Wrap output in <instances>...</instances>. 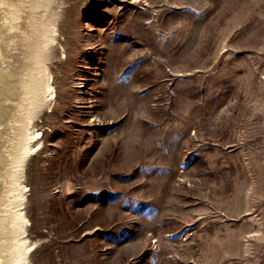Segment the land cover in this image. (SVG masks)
<instances>
[{
    "label": "rangeland",
    "instance_id": "obj_1",
    "mask_svg": "<svg viewBox=\"0 0 264 264\" xmlns=\"http://www.w3.org/2000/svg\"><path fill=\"white\" fill-rule=\"evenodd\" d=\"M53 3L40 148L23 180L0 163L6 225L25 196L23 264H264V0ZM40 14L6 50L20 72Z\"/></svg>",
    "mask_w": 264,
    "mask_h": 264
},
{
    "label": "bare ground",
    "instance_id": "obj_2",
    "mask_svg": "<svg viewBox=\"0 0 264 264\" xmlns=\"http://www.w3.org/2000/svg\"><path fill=\"white\" fill-rule=\"evenodd\" d=\"M15 2L16 0H0V139L6 141L9 138L16 139L15 144L12 142L14 151H7V145L1 146L0 163L6 165L8 162H14L13 169H17L18 179L23 180L29 159L40 148V143L37 141L38 134L29 130V124L39 118L41 112L48 109L50 105L49 97L52 93L45 64L53 59L56 24L61 13L52 10L51 6L54 4V0H21L18 4H15ZM31 6L34 10L42 9L43 14H40L41 16H36L30 22L29 20L26 21L32 26L40 42L38 45L35 44L31 63L20 72L21 68L16 64L17 62L11 60L6 50L19 35L23 34L22 27L17 21L20 18L21 11ZM44 18L45 21H43ZM17 67L19 70H17ZM14 111L24 116L23 119L19 120L21 123L20 129H17V127L18 131H15L16 133L7 132L8 130L3 132L2 125L13 115L15 117L16 114L10 117L11 112ZM8 143L10 144V142ZM25 189L23 187L22 190ZM24 199L25 196L21 195L18 204V207L21 208L17 210L14 218L10 220L11 222L9 221V225H6L8 223L7 219L0 216V229L10 228L13 235H15L11 247L1 251L0 264H23L28 259L27 241L23 237L19 238L25 231L27 222L24 212L26 208H22L25 205ZM0 205V212H5V209L2 210V204ZM10 251H16V254L7 259L4 252Z\"/></svg>",
    "mask_w": 264,
    "mask_h": 264
}]
</instances>
